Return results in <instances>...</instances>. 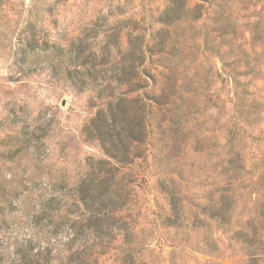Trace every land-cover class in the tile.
Masks as SVG:
<instances>
[{
  "label": "trees",
  "instance_id": "trees-1",
  "mask_svg": "<svg viewBox=\"0 0 264 264\" xmlns=\"http://www.w3.org/2000/svg\"><path fill=\"white\" fill-rule=\"evenodd\" d=\"M202 1L167 0L160 27L152 33L140 27L118 62L91 61L79 46L81 61L68 72L97 86L100 106L89 130L107 157L73 188L62 189L53 173L28 174L41 192L31 228L22 232L14 226L20 199L34 191L19 173L5 177L0 168V264H264V89L255 83L264 79V0ZM198 7L203 11L196 16ZM201 18L205 49L217 52L218 76L229 86V105H215L218 115L208 113L195 82L186 90L175 76L169 79L174 73L159 70L169 68L163 56L169 40L177 42L164 29ZM147 32L154 41L150 55ZM23 41L34 53L54 47L35 35ZM148 58L160 77L146 101L135 94ZM172 68L177 73L179 66ZM22 151V145L4 147L2 165ZM30 153L25 169L46 158L38 149ZM42 219L49 227L39 236L33 228Z\"/></svg>",
  "mask_w": 264,
  "mask_h": 264
},
{
  "label": "rangeland",
  "instance_id": "rangeland-1",
  "mask_svg": "<svg viewBox=\"0 0 264 264\" xmlns=\"http://www.w3.org/2000/svg\"><path fill=\"white\" fill-rule=\"evenodd\" d=\"M197 2L204 5L202 0ZM166 8L167 0H0V151L4 147L6 151L24 147L19 160L7 166L0 161V168L5 177L19 173L22 184L34 191L20 199L24 209L19 211L14 226L21 232L24 227L31 228L34 199L41 192V184H34L28 174L53 173L58 186L73 188L92 163L107 157L89 130V122L100 106V100L95 98L97 86L90 80L83 82L77 73L68 72V68L74 71L75 63L81 61L76 56L79 46L82 45V54L89 60L94 58L98 63L110 60L105 66L118 62L127 42L139 33L140 27H147L151 33L160 27L157 16ZM202 9L196 8L195 15H200ZM207 21L210 41L218 46L219 34L213 31L216 28L212 21ZM203 22L202 18L184 19L175 21L176 28L164 29L177 42L169 40L163 55L168 58L169 68L160 66L159 70L162 69V74L174 73L169 79L175 76L178 84L187 85L186 90L189 80L195 82L205 100L203 104L209 107L208 113L218 115L215 105H229V86L218 76L221 63L217 52L205 49L207 31ZM28 35L50 41L54 47L37 48L36 53L26 50L23 40ZM147 37L150 55L154 41L148 32ZM24 54L29 56L25 63ZM149 61L148 58L144 62L148 70L143 76V87L135 94L146 101L154 94L153 78L160 77ZM174 65L179 66L177 73ZM97 83L101 85L103 80ZM255 83L264 89V79ZM187 92L186 96L190 94ZM210 124L216 125L213 120ZM33 149L45 153L46 158L41 163H28L25 169ZM37 207L40 208L39 203ZM48 227L47 220L42 219L33 232L43 236ZM1 233L6 236V229ZM195 255L203 261L200 253ZM191 264L198 263L191 260Z\"/></svg>",
  "mask_w": 264,
  "mask_h": 264
}]
</instances>
